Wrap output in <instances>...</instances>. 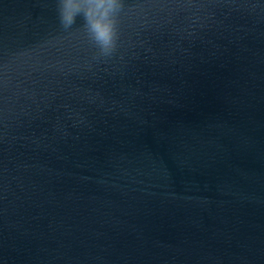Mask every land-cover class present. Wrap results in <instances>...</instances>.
<instances>
[{
    "label": "water",
    "instance_id": "95a60500",
    "mask_svg": "<svg viewBox=\"0 0 264 264\" xmlns=\"http://www.w3.org/2000/svg\"><path fill=\"white\" fill-rule=\"evenodd\" d=\"M125 4L0 0V264H264V0Z\"/></svg>",
    "mask_w": 264,
    "mask_h": 264
},
{
    "label": "clouds",
    "instance_id": "9594fccd",
    "mask_svg": "<svg viewBox=\"0 0 264 264\" xmlns=\"http://www.w3.org/2000/svg\"><path fill=\"white\" fill-rule=\"evenodd\" d=\"M187 7L201 6H181V8ZM125 8L130 11L132 9H151V6L126 5L125 0H58L57 15L59 24L64 29L72 28L77 16H81L83 18L82 26L95 45L91 61L96 64H106L120 57L118 17Z\"/></svg>",
    "mask_w": 264,
    "mask_h": 264
}]
</instances>
